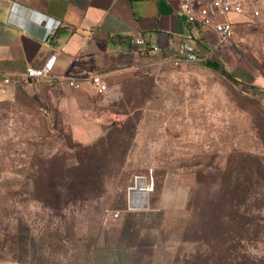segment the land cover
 Here are the masks:
<instances>
[{
  "label": "rangeland",
  "instance_id": "obj_1",
  "mask_svg": "<svg viewBox=\"0 0 264 264\" xmlns=\"http://www.w3.org/2000/svg\"><path fill=\"white\" fill-rule=\"evenodd\" d=\"M233 27L207 60L237 82L199 63L108 81L95 101L114 115L95 140L92 124L74 138L42 80L0 100V264H92L150 201L165 211L162 243L138 264H264V0ZM138 177L154 190L131 210Z\"/></svg>",
  "mask_w": 264,
  "mask_h": 264
},
{
  "label": "crops",
  "instance_id": "obj_2",
  "mask_svg": "<svg viewBox=\"0 0 264 264\" xmlns=\"http://www.w3.org/2000/svg\"><path fill=\"white\" fill-rule=\"evenodd\" d=\"M182 2L0 0V100L18 86L4 84L1 77L24 75L56 55L51 76L42 80L41 98L60 122L71 125L75 139L79 140L73 125L84 124L97 129L93 140L97 139L102 134L98 125L111 120L113 113L97 108L96 92L88 81L91 75L120 85L135 76L161 75L164 67L175 66L166 64L159 69L153 65L160 55L151 47L158 45L162 55H170L189 36L202 59L199 64L204 66L214 53L215 31L190 26L182 13ZM243 15H232L229 20L234 25ZM139 39L145 48L136 44ZM72 76L87 78L81 89L72 88L65 80ZM164 213L159 201H150L141 213H129V218L141 217V223L134 226L136 229L126 226L114 238L109 236L92 264H138L144 256L151 262L162 243Z\"/></svg>",
  "mask_w": 264,
  "mask_h": 264
},
{
  "label": "built area",
  "instance_id": "obj_3",
  "mask_svg": "<svg viewBox=\"0 0 264 264\" xmlns=\"http://www.w3.org/2000/svg\"><path fill=\"white\" fill-rule=\"evenodd\" d=\"M254 0H183L181 10L190 26L202 25L211 28L217 35V46L224 45L231 39L234 31L233 23L229 20L232 15H243L246 9L252 4ZM192 36L179 43L176 51L170 55H162L161 47L154 45L151 47L153 53L159 54L153 65L159 69L166 64L181 67L187 64L199 63L202 61L196 52V47L191 42ZM136 44L145 48V42L142 39L136 41ZM56 55H53L43 66L33 67L27 70L21 76H6L1 77V80L6 85H19L23 81H36L47 79L51 76ZM68 84L74 89H81L82 84L87 78L68 77L65 79ZM91 86L97 94H103L108 90L107 83L103 80L101 75L95 74L88 78ZM47 112V111H45ZM139 178L143 177H138ZM147 193L154 190V182H147ZM137 180L134 187L129 189V204L131 210H139L145 206H138L134 203L133 192L137 188ZM133 202H132V201ZM135 206H131L132 204Z\"/></svg>",
  "mask_w": 264,
  "mask_h": 264
},
{
  "label": "trees",
  "instance_id": "obj_4",
  "mask_svg": "<svg viewBox=\"0 0 264 264\" xmlns=\"http://www.w3.org/2000/svg\"><path fill=\"white\" fill-rule=\"evenodd\" d=\"M204 66H206L208 68H211L212 70L220 72L222 74V76H225V77L231 79L234 82L238 81L232 74H230L228 72V70L222 64H220L217 61H213V60L208 59V60L205 61ZM82 167L84 168V170L83 169L81 170L80 168L77 169V170L75 169V170L77 172H79V173H81L82 171L84 172L83 176H81L82 180L87 179V181H91L92 182L93 178H92L91 171L89 170V168H87L85 166V164L83 162H82ZM49 185H51V184L49 183L46 187H44V190L46 189V191H48L49 194H52L55 191H54L53 187L49 186ZM65 186L66 185H63V188H65Z\"/></svg>",
  "mask_w": 264,
  "mask_h": 264
},
{
  "label": "bare ground",
  "instance_id": "obj_5",
  "mask_svg": "<svg viewBox=\"0 0 264 264\" xmlns=\"http://www.w3.org/2000/svg\"><path fill=\"white\" fill-rule=\"evenodd\" d=\"M147 191H148V187H147L145 179L139 178L137 180V188L133 192V196H132L134 198V203H137L138 206H141V205L147 206V204H148V193H147ZM132 202H131V204H132ZM131 206H135V205L132 204Z\"/></svg>",
  "mask_w": 264,
  "mask_h": 264
}]
</instances>
